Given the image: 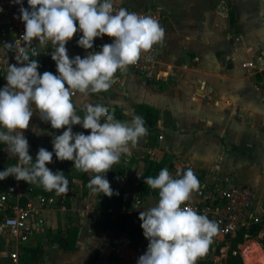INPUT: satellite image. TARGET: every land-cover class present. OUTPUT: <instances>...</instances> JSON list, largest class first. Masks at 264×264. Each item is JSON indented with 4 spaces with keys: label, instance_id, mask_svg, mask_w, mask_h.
<instances>
[{
    "label": "crops",
    "instance_id": "1",
    "mask_svg": "<svg viewBox=\"0 0 264 264\" xmlns=\"http://www.w3.org/2000/svg\"><path fill=\"white\" fill-rule=\"evenodd\" d=\"M122 1L117 4H126ZM132 1L139 4L126 5L136 8L158 5L166 15L165 39L158 45V69L154 76L146 79L135 74H115L114 83L107 92L90 94L83 99L79 96L74 98V103L81 105L76 109L80 116L84 115L82 106L86 103H101L109 110L113 107L112 113L121 110V116L115 118L121 121H131L138 105L149 106L158 112L155 128L147 130L129 153L122 155L120 162L114 164L124 169L118 186L121 179H128L121 187L124 211H138L139 205L143 210L148 204L154 206L158 198H139L137 188L149 168L150 176L155 177L167 167L173 177L178 170L191 168L203 184L226 181L250 187L254 212L263 216L264 18L260 16L263 10L261 0L129 2ZM66 48L73 58L77 52L89 53L86 49H72L67 44ZM5 75V72L0 73V88L7 83ZM64 130L49 131L39 114L34 113L25 134L37 154L41 147L48 151L53 149V134H62ZM77 130L79 128L73 125V132ZM6 147L3 145L1 150L3 170L17 163L16 157ZM162 161L164 165H161ZM47 166L63 172L69 184L66 193L57 195L55 192L52 195L57 203L55 200L50 206L42 207L43 225L35 226L25 243H44L43 261L39 264L74 263L73 259H64L62 255L66 253L82 254L84 264H133L126 255L143 250L130 249L124 236L97 228L99 211L96 206L101 193L94 195L90 190L83 193V180L78 177L81 172L74 168V162L57 160L55 165ZM93 175L85 173L88 179ZM107 175L108 171L106 178ZM7 179L12 182L13 176ZM22 194L27 195V192L23 189ZM65 195L68 196V204L65 203ZM40 201V197L28 200L38 206ZM8 212L7 206L0 203V220ZM72 224L79 225L77 247L74 251H65L51 242L50 235L65 231ZM263 233L261 231L257 238L245 239L238 245L244 264H264V247L259 242ZM44 234L49 238V244L46 239L40 240L39 236ZM94 248L99 253L91 259L88 253ZM9 249L12 246L3 245L0 264H12ZM228 250L229 242L221 234H216L212 251L198 260L224 264Z\"/></svg>",
    "mask_w": 264,
    "mask_h": 264
},
{
    "label": "clouds",
    "instance_id": "2",
    "mask_svg": "<svg viewBox=\"0 0 264 264\" xmlns=\"http://www.w3.org/2000/svg\"><path fill=\"white\" fill-rule=\"evenodd\" d=\"M12 2L21 5L17 18L25 30L14 44L6 42L0 48V57L14 50L18 62L7 63V83L0 88V144L6 145L18 162L0 171V181L13 176L45 191L54 190L57 195L66 193L67 177L46 166L53 162L55 154L59 161H73L77 171L95 174L87 184L91 194L119 195L105 174L147 134L145 121L141 116L131 121L115 119L101 103L83 104L84 115L80 116L76 109L81 105L74 103V98L107 92L117 71L126 72L142 52L163 44L164 28L151 16L129 12L124 7L116 9L120 0H27L28 8L23 6V0ZM77 32L82 33L77 43L86 50L93 48L97 37L107 35L113 40L103 44L100 51L70 58L66 44ZM34 39L39 41L37 47L32 46ZM49 42L58 74H41L39 61L32 58L39 56ZM33 108L42 121L50 122L52 129H65L62 134H53L52 151L39 148L35 162L24 136ZM73 125H81L90 134L73 132ZM144 182L159 191L154 206L139 213L143 235L149 243L137 264H196L207 254L218 224L191 207H182L201 187L194 171L178 170L173 177L165 167Z\"/></svg>",
    "mask_w": 264,
    "mask_h": 264
},
{
    "label": "built area",
    "instance_id": "3",
    "mask_svg": "<svg viewBox=\"0 0 264 264\" xmlns=\"http://www.w3.org/2000/svg\"><path fill=\"white\" fill-rule=\"evenodd\" d=\"M20 6L13 3L12 0H0V9H2L0 11V48H3L6 42L14 44L15 40L25 30L24 23L17 18L20 15ZM23 6L25 8L29 7L27 0H23ZM119 7H124L127 11L135 12L142 16H151L157 19L165 30L166 15L161 6L149 4L145 8H136L126 4L115 5L116 9ZM112 40L113 38L107 35L97 37L94 40L93 48L88 49V52L100 51L103 44L111 43ZM38 44L39 41L34 39L32 46L37 47ZM158 45H154L149 52H142L137 63L130 65L126 72L117 71L116 74L120 76L135 74L146 79L152 78L158 69ZM53 51L54 49L49 42L40 53L51 55ZM15 55V51L12 50L7 53L6 57H0V73H4L7 63L18 64L15 60ZM32 58L34 59V57ZM33 111L37 113L35 108H33ZM45 126L49 131L54 130L51 128L50 122H45ZM76 128L84 129L81 125H76ZM24 136L27 138L29 145H31V140L26 136L25 131ZM29 154L31 155V146ZM56 163L57 159L53 156V162L50 165L53 166ZM127 181V178L121 179L119 187H123ZM20 182L13 177V181L0 193V203L2 205L5 204L9 210L0 220V250L3 245L12 246V249H9V259L12 264H18L21 247L28 241L34 227L43 225L42 207H48L55 201L53 196L47 199L40 197V206L29 202L22 205L20 200L23 196V189ZM200 184L199 191L193 192L191 199L182 207H191L199 214L207 215L210 220L215 221L218 224L217 234H221L224 237L232 236L242 227H248L252 223L264 222V215L259 216L254 212V197L250 187L226 181L211 185ZM138 203L139 200L137 199L136 204ZM4 242H7L6 245Z\"/></svg>",
    "mask_w": 264,
    "mask_h": 264
},
{
    "label": "trees",
    "instance_id": "4",
    "mask_svg": "<svg viewBox=\"0 0 264 264\" xmlns=\"http://www.w3.org/2000/svg\"><path fill=\"white\" fill-rule=\"evenodd\" d=\"M231 22L233 23V18L231 17ZM77 27H78V22ZM82 33L77 32L74 34L72 40L67 43V46L75 50H85L81 48L77 41L80 38ZM40 63L38 71L42 74L45 71H50L53 74H58L56 71L55 61L51 59V55H44L40 53L39 56L34 57ZM121 110L115 111L113 114L115 118H119ZM135 117L141 116L145 121V127L147 130L155 128L158 121V112L146 105H138L134 112ZM76 132H83L84 134H90V131L87 129H79ZM3 144H0V171H3V159L1 158V150ZM35 146V145H34ZM50 149L49 151H52ZM55 155V154H54ZM31 156L33 157V162H35L36 154L32 150L31 146ZM164 165V161L161 162V165ZM47 166V165H46ZM48 167V166H47ZM50 168V167H48ZM51 169V168H50ZM187 169V168H186ZM184 169V170H186ZM53 172L56 170L51 169ZM183 170V171H184ZM150 168L148 171L141 177L142 184L138 187L139 197L151 196L158 198V189H151L146 185L145 178L150 176ZM124 169L120 166L113 165L110 170H108L107 178L110 180V186L114 192H118L119 195H112L108 197L106 195H101L98 198L97 210L99 211V218L97 222V228L101 231H111L116 235H122L125 237L126 245L130 249H142L146 251L149 241L143 235V229L141 228L142 221L139 219L138 213L125 212L124 211V196L123 191L118 186V181L123 175ZM78 177H81L83 180V193L88 192L87 184L90 179L85 176V173L81 172L78 174ZM198 178V177H197ZM11 182L9 179H4L0 181V193L5 189V187ZM21 187L27 192V195H23L20 202L22 205H25L30 197H41L42 199H47L50 196L55 194V191H45L43 187L37 186L34 184H29L25 181L22 182ZM65 203L68 204V196L65 195ZM111 209V210H110ZM264 231V222L263 223H252L248 227H242L232 236H225V240L229 242V250L227 253V258L224 264H244L243 260L239 254L238 245L242 244L245 239L257 238L259 233ZM79 225L72 224L65 231H59L55 234H51V242L56 243L65 251H74L77 247ZM215 237V236H214ZM213 242L209 247L207 253L212 251ZM260 244L264 247V233L263 236L259 239ZM43 254V248L41 244L36 245H24L21 247L19 253L18 264H38L39 257ZM196 264H214L212 261H201L198 260Z\"/></svg>",
    "mask_w": 264,
    "mask_h": 264
},
{
    "label": "rangeland",
    "instance_id": "5",
    "mask_svg": "<svg viewBox=\"0 0 264 264\" xmlns=\"http://www.w3.org/2000/svg\"><path fill=\"white\" fill-rule=\"evenodd\" d=\"M130 0H123L122 1V3H131L132 5H137V4H139V3H136V2H134V1H132V2H129ZM138 2V1H137ZM159 4V3H158ZM251 26H252V24H251ZM250 26V27H251ZM85 51V50H84ZM86 52H84V53H80V52H77V53H75V56L76 55H80L81 56V58H83L84 56H86V54H85ZM74 56V57H75ZM70 58H73V57H71V56H69ZM261 78H262V76H260ZM2 152V151H1ZM1 156H2V154H1ZM108 180V179H107ZM109 182H111L110 180H108ZM139 186V185H138ZM137 190H138V188H137ZM138 192V191H137ZM54 197V200H56V203H57V199H55V196H53ZM150 204H148V206H147V208L148 207H150L149 206ZM127 210H128V208H127ZM137 210V209H136ZM143 209L140 207V205H139V208H138V211H135V210H129L130 212L132 211L133 213H140L141 211H142ZM129 211H127V212H129ZM70 220H73V219H70ZM96 223V222H95ZM112 235V234H111ZM47 236V235H46ZM39 238H40V240H45L46 239V241H48V244L50 243L49 242V238H45V234H44V236L43 237H40L39 236ZM118 238V237H117ZM252 239H254V238H252ZM43 245H44V243L42 244L41 243V246H42V248H43ZM66 253V252H65ZM98 253H99V250H97V248H94V249H91V251L88 253V255H89V257L92 259V258H94L95 256H97L98 255ZM142 254H144V251H137V252H131L130 254H127L126 255V258L127 259H132L133 260V264H137V260H138V258H139V256L140 255H142ZM62 256H64V259H67V261L69 260V258L70 259H73V261H74V263H72V264H84V256H82V254H74V255H69V254H64V255H62ZM111 257H113V256H111ZM43 261V254L39 257V260H38V264L39 263H41Z\"/></svg>",
    "mask_w": 264,
    "mask_h": 264
},
{
    "label": "water",
    "instance_id": "6",
    "mask_svg": "<svg viewBox=\"0 0 264 264\" xmlns=\"http://www.w3.org/2000/svg\"><path fill=\"white\" fill-rule=\"evenodd\" d=\"M261 2H262V4H263V10L260 12V16H262V18H264V0H261ZM113 110H114V108L111 107V108H110L111 113L113 112ZM133 112H134V110H131V113H133ZM125 113H128V112L125 111Z\"/></svg>",
    "mask_w": 264,
    "mask_h": 264
},
{
    "label": "bare ground",
    "instance_id": "7",
    "mask_svg": "<svg viewBox=\"0 0 264 264\" xmlns=\"http://www.w3.org/2000/svg\"><path fill=\"white\" fill-rule=\"evenodd\" d=\"M247 262H248V263H250V260H249V259H247Z\"/></svg>",
    "mask_w": 264,
    "mask_h": 264
}]
</instances>
